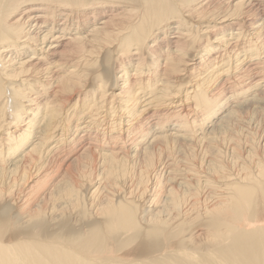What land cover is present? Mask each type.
Returning <instances> with one entry per match:
<instances>
[{
	"label": "bare ground",
	"instance_id": "6f19581e",
	"mask_svg": "<svg viewBox=\"0 0 264 264\" xmlns=\"http://www.w3.org/2000/svg\"><path fill=\"white\" fill-rule=\"evenodd\" d=\"M0 264H264V0H0Z\"/></svg>",
	"mask_w": 264,
	"mask_h": 264
}]
</instances>
